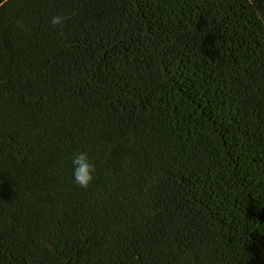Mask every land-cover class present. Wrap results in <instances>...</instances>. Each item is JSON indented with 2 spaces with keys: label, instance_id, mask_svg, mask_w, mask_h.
Listing matches in <instances>:
<instances>
[{
  "label": "trees",
  "instance_id": "1",
  "mask_svg": "<svg viewBox=\"0 0 264 264\" xmlns=\"http://www.w3.org/2000/svg\"><path fill=\"white\" fill-rule=\"evenodd\" d=\"M257 12L0 0V264H264Z\"/></svg>",
  "mask_w": 264,
  "mask_h": 264
},
{
  "label": "clouds",
  "instance_id": "2",
  "mask_svg": "<svg viewBox=\"0 0 264 264\" xmlns=\"http://www.w3.org/2000/svg\"><path fill=\"white\" fill-rule=\"evenodd\" d=\"M257 19L264 20V14L257 12ZM64 17L51 16L49 23L52 26L62 25ZM72 182L81 189H87L94 180L95 167L86 151H77L71 157Z\"/></svg>",
  "mask_w": 264,
  "mask_h": 264
}]
</instances>
